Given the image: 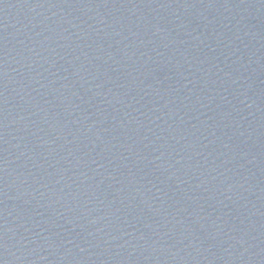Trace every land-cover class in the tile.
Instances as JSON below:
<instances>
[{
    "label": "water",
    "instance_id": "1",
    "mask_svg": "<svg viewBox=\"0 0 264 264\" xmlns=\"http://www.w3.org/2000/svg\"><path fill=\"white\" fill-rule=\"evenodd\" d=\"M0 264H264V0H0Z\"/></svg>",
    "mask_w": 264,
    "mask_h": 264
}]
</instances>
